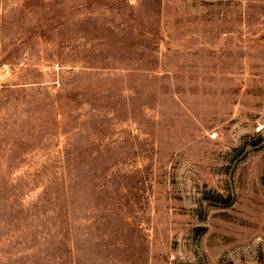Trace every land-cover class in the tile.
I'll return each mask as SVG.
<instances>
[{
  "label": "rangeland",
  "instance_id": "obj_1",
  "mask_svg": "<svg viewBox=\"0 0 264 264\" xmlns=\"http://www.w3.org/2000/svg\"><path fill=\"white\" fill-rule=\"evenodd\" d=\"M0 264H264V0H0Z\"/></svg>",
  "mask_w": 264,
  "mask_h": 264
}]
</instances>
